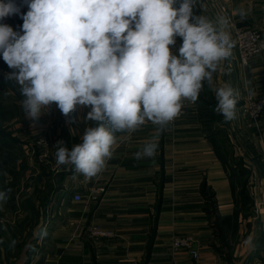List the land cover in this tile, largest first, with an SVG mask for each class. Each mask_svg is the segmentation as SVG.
Returning a JSON list of instances; mask_svg holds the SVG:
<instances>
[{"label":"crops","instance_id":"crops-1","mask_svg":"<svg viewBox=\"0 0 264 264\" xmlns=\"http://www.w3.org/2000/svg\"><path fill=\"white\" fill-rule=\"evenodd\" d=\"M240 9L247 13L243 18ZM194 11L214 23L226 18L234 44L235 28L264 33V0H196ZM179 44L178 38L176 48ZM223 86L239 93L230 121L214 111L213 89ZM249 90L264 97V54L244 67L233 48L213 73L212 88L205 82L187 115L172 128L160 132L146 122L130 134L116 133L112 158L95 177L57 166L52 157L34 177L19 173L18 157L0 160V192L11 189L0 200V264H264V114L253 122L244 110ZM13 109H8L11 115ZM43 111L35 123L24 120L32 139L5 131L12 148L54 147L61 140L72 148L81 142L90 125L87 109L77 107L66 117L53 103ZM6 120L0 124L14 121L8 115ZM150 142L158 145L155 156L135 159ZM214 144L237 173L235 197ZM20 180L26 185L20 187ZM90 187L105 188L99 201L72 200L74 192L87 193ZM92 226L116 236L95 239ZM174 235L194 236L199 257L173 250ZM249 236L253 246L245 243Z\"/></svg>","mask_w":264,"mask_h":264},{"label":"clouds","instance_id":"clouds-1","mask_svg":"<svg viewBox=\"0 0 264 264\" xmlns=\"http://www.w3.org/2000/svg\"><path fill=\"white\" fill-rule=\"evenodd\" d=\"M28 11L16 31L0 23V57L13 71L21 107L33 123L55 103L64 116L87 109L81 142L54 147L57 166H74L92 178L112 158L116 133L135 132L151 122L162 132L179 117L182 100L195 103L205 82L232 55L228 20L215 23L194 11L196 0H23ZM178 5V6H177ZM20 12L14 0H0V21ZM243 18L247 13L240 9ZM180 44L176 48L177 39ZM214 111L235 118L239 93L213 89ZM249 95L255 93L249 90ZM150 142L134 154L152 158ZM0 192V200L8 193ZM14 243V242H13ZM245 243L253 246V237Z\"/></svg>","mask_w":264,"mask_h":264},{"label":"built area","instance_id":"built-area-1","mask_svg":"<svg viewBox=\"0 0 264 264\" xmlns=\"http://www.w3.org/2000/svg\"><path fill=\"white\" fill-rule=\"evenodd\" d=\"M230 19V14L226 13ZM235 46L236 55L239 63L246 67L249 66L252 59L264 54V33L254 28H235ZM244 110L253 122H257L264 114V97L249 95L246 91L244 96ZM183 107L178 118H176L169 126L172 128L175 123L183 119L188 113V107L192 104L190 101L182 100ZM261 167L264 171V155L261 161ZM104 187H90L86 194L74 192L72 200L81 201H99L103 193ZM256 211H259L256 209ZM264 212V207H263ZM264 229V228H263ZM92 237L95 239H111L116 236L115 232L99 226H92L90 229ZM197 240L192 235H174L171 240V248L173 250L186 249L192 256L197 259L199 252L196 247Z\"/></svg>","mask_w":264,"mask_h":264},{"label":"rangeland","instance_id":"rangeland-1","mask_svg":"<svg viewBox=\"0 0 264 264\" xmlns=\"http://www.w3.org/2000/svg\"><path fill=\"white\" fill-rule=\"evenodd\" d=\"M5 2H7V0H5ZM14 2L16 3V5L18 7H20V12L17 14H13L11 16L6 17L3 21H0V23H5L8 24L9 26H11L14 30L19 31L20 30V26L23 24V20L21 18V15L23 13H26L28 11L27 7L20 1V0H14ZM13 70L10 69L8 67V65L3 61L2 57H0V75H5L6 77H8V75L12 72ZM1 83H4V89L2 91H0V108L3 110V112H0V121H2V123L6 120L7 115H8V120H14L11 123H8V125H4L2 126L0 124V128L2 131H7V132H17L20 134H24L25 137H23V139H28V137L30 139L33 138V136H31L28 131V127H27V123L24 122V120H26V116L24 111H22V107L21 104L20 105H15V102H19L21 103V101L23 100V96L20 93V86L18 85V83L13 80L12 82H7V81H1ZM16 96H15V94ZM13 97H18L19 99H13ZM7 105V106H5ZM13 109V115L14 117H12L13 115H11L12 112H9L8 109ZM21 107V108H20ZM8 111V112H7ZM4 112H7L4 114ZM7 114V115H6ZM10 120V121H11ZM16 121V122H15ZM22 121V122H21ZM90 125L89 127H94L95 126V122L93 121H89ZM31 141V140H30ZM14 145V144H13ZM66 147H68L69 149V143L67 142V144H65ZM12 157H18V159H20L19 163L20 165L18 166L20 171L19 173L25 171V172H31V174H37L38 176L40 174H42L43 170L42 167L46 164L49 165V163H46L45 160H51L49 157H52V160H55V147L52 146H46V145H42V146H37V147H29V145L27 146H13L12 148ZM1 156L4 159H8V156L6 154L5 151H3L1 153ZM51 160V161H52ZM22 161V162H21ZM28 162L30 163L29 168L27 167V169H22V164H26L28 165ZM71 167V165H70ZM74 168V166H73ZM22 169V170H21ZM34 177V175H33ZM31 181V179L29 180ZM23 181L20 180L18 183H20V187L22 186ZM27 183V181L23 184V186H25ZM78 191V190H77ZM86 194V193H84Z\"/></svg>","mask_w":264,"mask_h":264},{"label":"trees","instance_id":"trees-1","mask_svg":"<svg viewBox=\"0 0 264 264\" xmlns=\"http://www.w3.org/2000/svg\"><path fill=\"white\" fill-rule=\"evenodd\" d=\"M20 1L23 3V0H20ZM0 80L1 81H7V82H12L13 81L12 79H8L5 75H0ZM3 89H4V83L0 82V91H2ZM1 129H0V140L3 141V142L0 143V160L4 159L1 156V153L3 151L6 152V154L8 156V159H10L12 157V151H11L12 150V143H11L10 140H7L8 137H10V136L5 131H2ZM5 135H7V136H5ZM214 145L216 147L215 150H216L217 156L220 158V160L223 162V164L226 166L227 170L229 171V175H230V178H231V185H232V189H233V194H234V197H235V193H234V187H235V182L234 181L235 180H234V178H235V176H237V173H235L234 168L228 164L227 158L220 152V150L218 149L216 144H214ZM8 159H6V160H8ZM3 162H6V161H3Z\"/></svg>","mask_w":264,"mask_h":264}]
</instances>
